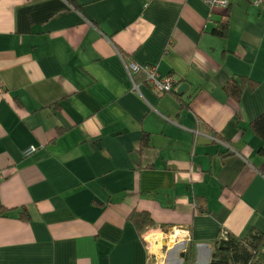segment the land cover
I'll list each match as a JSON object with an SVG mask.
<instances>
[{"label":"crops","instance_id":"0c3cea01","mask_svg":"<svg viewBox=\"0 0 264 264\" xmlns=\"http://www.w3.org/2000/svg\"><path fill=\"white\" fill-rule=\"evenodd\" d=\"M68 1L0 0V264H183L187 250L208 264L221 231H264V145L248 126L264 111V11ZM236 76L255 86L235 101L222 87Z\"/></svg>","mask_w":264,"mask_h":264},{"label":"trees","instance_id":"16d2710c","mask_svg":"<svg viewBox=\"0 0 264 264\" xmlns=\"http://www.w3.org/2000/svg\"><path fill=\"white\" fill-rule=\"evenodd\" d=\"M73 6V0H69ZM227 29L226 18L220 21L212 32L219 36H224ZM247 85L253 88L255 83L244 76H236L229 79L222 87L224 93L232 100H237L243 86ZM250 131L257 136L264 145V111L256 115L248 123ZM141 144H145V137L142 138ZM264 154V147L259 150ZM203 200V199H202ZM204 203V201H203ZM197 211L204 212L205 205L195 202ZM1 213V211H0ZM27 213L21 212L19 217L27 218ZM127 219L132 222L137 233H140L145 227L151 225V219L148 213L143 211H130ZM224 238V239H223ZM216 239L208 264H264V231L249 229L243 237H237L226 233L224 237ZM193 254L190 250L186 252L183 264L192 262Z\"/></svg>","mask_w":264,"mask_h":264},{"label":"built area","instance_id":"2783aa9c","mask_svg":"<svg viewBox=\"0 0 264 264\" xmlns=\"http://www.w3.org/2000/svg\"><path fill=\"white\" fill-rule=\"evenodd\" d=\"M208 7H219L221 9H226L229 5L230 0H201ZM250 4L262 11H264V0H249ZM130 73L140 72L143 76V80L149 86V88L156 93L171 92L175 87V80L171 75L159 76L154 65H136L133 63H128L127 65ZM33 147H27L23 150V155H27L32 152ZM2 175L0 174V179ZM225 231H221V237L225 236ZM151 237L150 234L145 232L143 239L146 237ZM180 240H172L171 242L175 243L176 241L183 242L187 237L185 235H180ZM170 242V241H169Z\"/></svg>","mask_w":264,"mask_h":264},{"label":"water","instance_id":"95a60500","mask_svg":"<svg viewBox=\"0 0 264 264\" xmlns=\"http://www.w3.org/2000/svg\"><path fill=\"white\" fill-rule=\"evenodd\" d=\"M186 85L184 83H181L178 85V87L176 88V92H181V90L183 89V87H185Z\"/></svg>","mask_w":264,"mask_h":264},{"label":"rangeland","instance_id":"374dc122","mask_svg":"<svg viewBox=\"0 0 264 264\" xmlns=\"http://www.w3.org/2000/svg\"><path fill=\"white\" fill-rule=\"evenodd\" d=\"M140 233H141V237H143L145 235L144 229ZM146 233H147V231H146ZM150 238L146 237V239H144V241H149Z\"/></svg>","mask_w":264,"mask_h":264}]
</instances>
